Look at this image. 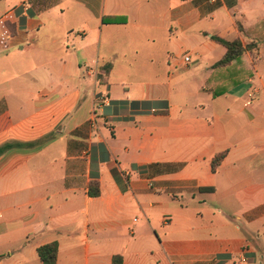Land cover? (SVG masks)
<instances>
[{
    "label": "crops",
    "instance_id": "0c3cea01",
    "mask_svg": "<svg viewBox=\"0 0 264 264\" xmlns=\"http://www.w3.org/2000/svg\"><path fill=\"white\" fill-rule=\"evenodd\" d=\"M262 49L264 0H0V264H264Z\"/></svg>",
    "mask_w": 264,
    "mask_h": 264
},
{
    "label": "trees",
    "instance_id": "16d2710c",
    "mask_svg": "<svg viewBox=\"0 0 264 264\" xmlns=\"http://www.w3.org/2000/svg\"><path fill=\"white\" fill-rule=\"evenodd\" d=\"M104 23L106 24H126L127 18L126 17H115V16H107L104 18ZM242 27H240V30ZM212 39L221 44L226 48V54L222 60H220L216 65L217 66H228L234 60L239 59L241 56L246 54L247 52H254L258 49V44L256 42L249 43L244 45L243 42L239 39L235 40H227L220 36H213ZM166 104V103H164ZM154 105H156L154 103ZM13 147L12 144H7L0 148V154L5 152L8 149ZM226 153H222L217 155L212 161V170L215 172L218 167L220 166L222 160L225 158ZM100 194L99 184L92 183L90 187V195L91 196H98ZM58 249L59 245L57 242H52L49 244H45L37 249L38 256L42 262V264H57L58 259ZM112 264H124V259L122 255H115L113 257Z\"/></svg>",
    "mask_w": 264,
    "mask_h": 264
},
{
    "label": "built area",
    "instance_id": "2783aa9c",
    "mask_svg": "<svg viewBox=\"0 0 264 264\" xmlns=\"http://www.w3.org/2000/svg\"><path fill=\"white\" fill-rule=\"evenodd\" d=\"M25 9H28V8H25ZM192 62V59H191V56H185L184 58H183V63L184 64H186V65H189L190 63ZM251 101H252V97H250L249 99H248V104H250L251 103ZM108 104V103H107ZM244 262H246V259L245 258H243L242 259Z\"/></svg>",
    "mask_w": 264,
    "mask_h": 264
},
{
    "label": "rangeland",
    "instance_id": "374dc122",
    "mask_svg": "<svg viewBox=\"0 0 264 264\" xmlns=\"http://www.w3.org/2000/svg\"><path fill=\"white\" fill-rule=\"evenodd\" d=\"M224 35L226 36L227 35V33H224ZM262 54L264 55V49H262ZM263 61H264V58H263ZM246 94H249V93H247L246 91H244V92H241V93H239V94H236L238 97H243V96H245Z\"/></svg>",
    "mask_w": 264,
    "mask_h": 264
}]
</instances>
